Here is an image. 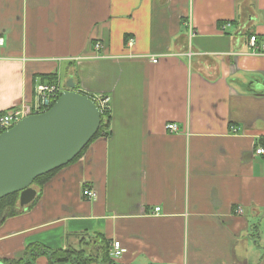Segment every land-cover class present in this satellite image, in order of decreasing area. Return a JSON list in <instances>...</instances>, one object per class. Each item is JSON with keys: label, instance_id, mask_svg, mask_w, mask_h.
<instances>
[{"label": "crops", "instance_id": "obj_1", "mask_svg": "<svg viewBox=\"0 0 264 264\" xmlns=\"http://www.w3.org/2000/svg\"><path fill=\"white\" fill-rule=\"evenodd\" d=\"M0 38V116L69 80L111 116L0 225L2 264H264V0H0Z\"/></svg>", "mask_w": 264, "mask_h": 264}, {"label": "water", "instance_id": "obj_2", "mask_svg": "<svg viewBox=\"0 0 264 264\" xmlns=\"http://www.w3.org/2000/svg\"><path fill=\"white\" fill-rule=\"evenodd\" d=\"M100 122L95 100L75 90L69 80L47 111L24 117L1 132L0 199L18 193L20 207L31 203L36 196L34 180L69 164Z\"/></svg>", "mask_w": 264, "mask_h": 264}, {"label": "trees", "instance_id": "obj_3", "mask_svg": "<svg viewBox=\"0 0 264 264\" xmlns=\"http://www.w3.org/2000/svg\"><path fill=\"white\" fill-rule=\"evenodd\" d=\"M95 103L98 105L100 110V116H101L100 126L96 134L92 137V139L88 142V144L81 150V152L72 161L78 159L83 154L87 146L94 139L109 131L110 120H111L110 112L107 108H102L97 100H95ZM1 132H3V130H0V133ZM56 170L58 169H55L43 176L37 177L34 180L33 185L34 183L35 184L38 183L43 178L50 176V174H52ZM18 198H19L18 193H14L0 199V225L8 217H11L17 213L16 211H17ZM105 248L106 249L103 252H101L103 253L102 254L103 261L101 262V264H116L114 260L109 258L108 247ZM79 255L80 256H78L77 252H74L69 249L50 250L42 245L33 244L26 248L23 260H20L17 264H37V258L41 256H45L47 258L48 264H88V262L91 261L90 260L91 257L85 258L81 254Z\"/></svg>", "mask_w": 264, "mask_h": 264}, {"label": "built area", "instance_id": "obj_4", "mask_svg": "<svg viewBox=\"0 0 264 264\" xmlns=\"http://www.w3.org/2000/svg\"><path fill=\"white\" fill-rule=\"evenodd\" d=\"M257 38L255 36H251L249 38V42L251 44V47L254 49L256 44ZM3 44L2 39L0 38V46ZM96 49H100L101 45L96 44ZM258 53L264 54V43L261 45L260 50H257ZM253 53H256V51H253ZM157 60L156 58L152 59V62L155 63ZM63 87L60 86L58 83H46V84H39L35 88V94L33 97V103L32 105L29 104H22L21 106L14 108L3 115L0 116V130H7L11 128L13 125H15L18 121H20L22 118L40 114L45 111H47L53 103L58 99V97L63 92ZM100 106L102 108L104 107V101L98 100ZM167 131L171 133H176L178 131V128L176 124L170 123L166 125ZM233 134H237L236 129H232ZM256 155H264V146L258 147L255 150ZM83 196L86 199H94L95 193L91 190H84ZM155 213L159 211V208L154 209ZM239 211V210H238ZM126 250L121 247L119 242H113L112 248L109 251V258L112 260L119 259Z\"/></svg>", "mask_w": 264, "mask_h": 264}, {"label": "rangeland", "instance_id": "obj_5", "mask_svg": "<svg viewBox=\"0 0 264 264\" xmlns=\"http://www.w3.org/2000/svg\"><path fill=\"white\" fill-rule=\"evenodd\" d=\"M64 84V82H62V85Z\"/></svg>", "mask_w": 264, "mask_h": 264}]
</instances>
